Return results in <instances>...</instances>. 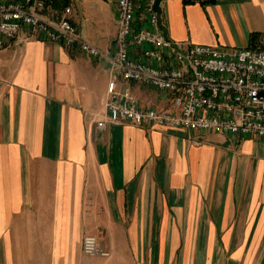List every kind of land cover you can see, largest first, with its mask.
I'll return each mask as SVG.
<instances>
[{
	"label": "crops",
	"instance_id": "0c3cea01",
	"mask_svg": "<svg viewBox=\"0 0 264 264\" xmlns=\"http://www.w3.org/2000/svg\"><path fill=\"white\" fill-rule=\"evenodd\" d=\"M117 1L44 10L55 18L73 3L104 55L26 31L0 48V264H264L262 137L127 121L91 132L92 114L105 113ZM160 5L177 41L264 48V0ZM130 85L143 105L162 106L152 87ZM87 234L112 255H86Z\"/></svg>",
	"mask_w": 264,
	"mask_h": 264
},
{
	"label": "built area",
	"instance_id": "2783aa9c",
	"mask_svg": "<svg viewBox=\"0 0 264 264\" xmlns=\"http://www.w3.org/2000/svg\"><path fill=\"white\" fill-rule=\"evenodd\" d=\"M155 3L117 1L118 33L109 57L105 113L99 119L92 114L91 132L127 121L149 128L264 139V48L177 41L169 35ZM48 5V0H0V48L5 39H18L26 31L28 36L58 42L88 56L104 55L82 36L73 19V3L55 18L45 15ZM120 80L126 84L124 89L119 87ZM130 82L158 91L162 106L143 105ZM82 250L89 256L112 255L93 234L83 237Z\"/></svg>",
	"mask_w": 264,
	"mask_h": 264
},
{
	"label": "water",
	"instance_id": "95a60500",
	"mask_svg": "<svg viewBox=\"0 0 264 264\" xmlns=\"http://www.w3.org/2000/svg\"><path fill=\"white\" fill-rule=\"evenodd\" d=\"M160 2H161V0H156V3H155V7H156V9L158 10L159 13H161V11H162Z\"/></svg>",
	"mask_w": 264,
	"mask_h": 264
},
{
	"label": "trees",
	"instance_id": "16d2710c",
	"mask_svg": "<svg viewBox=\"0 0 264 264\" xmlns=\"http://www.w3.org/2000/svg\"><path fill=\"white\" fill-rule=\"evenodd\" d=\"M187 1H189V0H187ZM202 1H205V0H202Z\"/></svg>",
	"mask_w": 264,
	"mask_h": 264
},
{
	"label": "rangeland",
	"instance_id": "374dc122",
	"mask_svg": "<svg viewBox=\"0 0 264 264\" xmlns=\"http://www.w3.org/2000/svg\"><path fill=\"white\" fill-rule=\"evenodd\" d=\"M58 43V42H57Z\"/></svg>",
	"mask_w": 264,
	"mask_h": 264
}]
</instances>
